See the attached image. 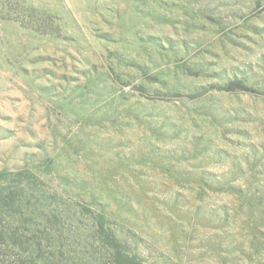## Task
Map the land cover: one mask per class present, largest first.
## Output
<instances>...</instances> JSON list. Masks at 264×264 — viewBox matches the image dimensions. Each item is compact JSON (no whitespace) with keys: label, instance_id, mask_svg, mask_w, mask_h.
<instances>
[{"label":"rangeland","instance_id":"rangeland-1","mask_svg":"<svg viewBox=\"0 0 264 264\" xmlns=\"http://www.w3.org/2000/svg\"><path fill=\"white\" fill-rule=\"evenodd\" d=\"M0 264H264V0H0Z\"/></svg>","mask_w":264,"mask_h":264},{"label":"trees","instance_id":"trees-1","mask_svg":"<svg viewBox=\"0 0 264 264\" xmlns=\"http://www.w3.org/2000/svg\"><path fill=\"white\" fill-rule=\"evenodd\" d=\"M240 87V89H244V88H241V87H243V86H241L240 84H238V83H231L229 86H228V88L227 89H225V91H234V90H236V89H238Z\"/></svg>","mask_w":264,"mask_h":264}]
</instances>
